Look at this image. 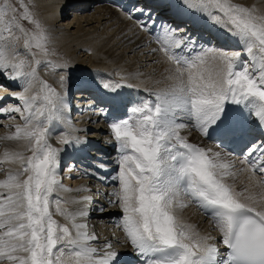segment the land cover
I'll return each instance as SVG.
<instances>
[{
  "label": "snow or ice",
  "instance_id": "1",
  "mask_svg": "<svg viewBox=\"0 0 264 264\" xmlns=\"http://www.w3.org/2000/svg\"><path fill=\"white\" fill-rule=\"evenodd\" d=\"M184 7L234 38L239 48L232 55L222 50L215 57L221 65L207 74L201 68L203 56L193 59L180 54L192 43L190 38L170 35L163 47L153 49L174 66L169 69L174 83L167 90L150 93L154 99L132 106L130 115L110 124L120 158L113 177L119 187L109 194L116 197L109 202L122 213V229L139 264H264V208L249 203L252 197H243L226 183L227 170L233 165L219 162L221 152L213 153L180 135L186 122L194 120L202 135L231 144L243 139L249 116L264 131V15L232 0H199V7L191 3ZM19 8L23 12L18 15ZM20 19L36 24L23 0L19 7L13 3L0 6V23L4 24L0 49L7 52H0V75L11 68L14 74L5 78L22 89L12 93L17 106H0V115L19 114L23 125H16L8 139L26 140L32 153L29 157L13 154L11 159L20 168L0 181V264H122V254L112 250L111 244L102 249V258H95L98 250L90 242L98 237L86 231V223L61 225L53 218V205L56 213L72 221L76 214L60 207V150L47 142L50 129L34 120L36 97L29 98L27 87L19 83L22 77H35L36 70L25 73V61L17 60L15 30L25 35L24 48L29 51L31 40L43 49L40 41L44 39L43 34L27 38L29 30L18 23ZM180 31L179 25L169 27V33ZM45 100L52 110H63V97L54 91ZM241 155L253 177L257 172L264 174V138L248 143ZM257 183L264 184V180ZM181 195L210 215L223 249L209 243L216 237L190 232L177 218L174 206ZM90 201L85 196L78 203ZM77 214L88 215L83 209Z\"/></svg>",
  "mask_w": 264,
  "mask_h": 264
},
{
  "label": "bare ground",
  "instance_id": "2",
  "mask_svg": "<svg viewBox=\"0 0 264 264\" xmlns=\"http://www.w3.org/2000/svg\"><path fill=\"white\" fill-rule=\"evenodd\" d=\"M146 1H161L164 4L153 9L155 12L152 19L137 16L126 6L127 0H23L32 11L36 24L40 26L39 33L47 36L48 49L43 46L47 50V53L44 52L46 57L37 58L40 53L35 52L33 47L30 51L19 48L20 55L17 60L27 54L31 63L34 61L36 63L38 60L50 66L48 65L49 69L40 70L37 64L35 66L31 64L30 71H23L29 73L35 68V77H22L19 83L27 87L25 94L29 98L36 97L33 107L34 120L50 129L47 142L51 147L60 150L58 168L66 159L69 160L66 161V169L63 167L58 171L57 179L61 181H59L61 189L58 190V195L61 200L60 207L76 214L75 221L56 213L55 205L50 210L53 212V218L61 225L71 226L73 222L86 223V231L98 237V241L90 242L91 246L98 250L94 254L96 259L103 257L102 249L106 244H111L114 251L125 253L121 257L133 256L134 250L122 229L121 211L109 202L116 199L109 194L118 189V182L107 188L97 185L93 179L87 177L89 175L84 174L86 164L93 161L100 167L103 165L102 178L105 180L115 177L120 156L114 153L115 141L110 131V124L126 118L130 108L137 106L135 102L141 100L140 95L143 94L145 102L149 100L150 93L167 90L174 83L169 79V69L174 66L170 65L160 51L154 52L153 49L163 47L170 35L183 37L186 41L189 37L179 32L169 33V27L175 29L177 25H163L159 21L162 15H166L165 12H171L167 7L170 4L174 5L173 11L185 19L188 18L187 25L184 21L180 25L181 30L189 28L193 36L200 33L201 36L210 35L206 40L200 39L190 43L189 47L180 53L183 56L190 55L193 59L197 55L203 56L205 64L201 68L206 74L221 65L215 57L220 55L222 50L228 49L227 55H232L233 50L239 48L234 38L218 27L205 23L199 16L192 15L184 7L189 3L199 7L197 0H138V7ZM232 2L252 9L257 15H264V0H232ZM195 20L196 25H194ZM20 23L24 29L29 30L27 38L31 40L34 36L31 32L33 24L26 20ZM141 24H146L147 27L141 28ZM203 25L207 27V31ZM173 51L179 52V49ZM0 52L7 55L4 49H0ZM246 59L252 60V57L248 56ZM12 74L14 73L11 68L5 70V75ZM5 75H0V98H3L0 100V106L13 108L19 102L13 98L12 93L20 92L22 89L17 87L14 81L5 78ZM62 76L63 83H61ZM87 81H91V84L96 86L98 91H94V94L97 98H102L103 94L107 93L105 90H117L112 91L115 104H112L111 112L103 117L98 108L88 106L92 100L84 99V95L90 93V90H86L90 84ZM45 84L48 88H45ZM105 84L110 88H104ZM49 89L63 97L62 111L52 110L45 100V96L53 95ZM76 89L81 90L80 93L75 94L76 98L83 94L80 100H75L77 103L74 101L75 106L79 105L78 108H82V111L74 116L76 122L71 123L66 114V103L70 99L67 92ZM45 102L49 105L48 109H45ZM43 109L45 115L41 119L39 116H42L40 112ZM75 114H78V111ZM73 124L79 129L77 130ZM16 125H23L18 113L0 115V181L20 168L19 162L11 159L13 154L19 153L24 157L32 155L26 140L8 139L15 132ZM261 132L264 134L256 123L249 129L251 138H258ZM180 135L205 149H210L213 153L221 152L219 162L233 165L227 170L226 183L236 192L242 193L243 197H252L249 203L255 202L258 208H264V184L257 183L261 178L258 174L253 177L247 171L248 167L241 169L240 157L243 150L230 154L219 149L215 142L208 141V137L202 135L194 120L180 130ZM63 139L70 142L65 144L62 142ZM95 145L98 149H94ZM75 151H80L79 163L73 162ZM5 153L8 155L6 156ZM88 154H92L93 158L87 157ZM107 173L109 175H106ZM103 189L107 190L103 192ZM55 196L56 194L54 198ZM85 196L91 197V201L78 203ZM98 207H103L104 210L99 211ZM80 209L87 211L88 215L80 217L77 214ZM174 212L190 232L198 233L202 237H216L217 240H210L209 243H217V246L221 245L220 248L223 249V245L218 243L220 232L215 224L201 214L186 196L181 195L176 199ZM68 264L74 262L68 261Z\"/></svg>",
  "mask_w": 264,
  "mask_h": 264
},
{
  "label": "rangeland",
  "instance_id": "3",
  "mask_svg": "<svg viewBox=\"0 0 264 264\" xmlns=\"http://www.w3.org/2000/svg\"><path fill=\"white\" fill-rule=\"evenodd\" d=\"M14 2L15 3V5L18 7L19 6V4H20V1L19 0H0V6H3L5 3H9V2ZM198 2H199V0H197ZM11 2V3H12ZM24 3V2H23ZM25 4V3H24ZM26 5V4H25ZM27 6V5H26ZM28 7V6H27ZM28 9H29V7H28ZM213 11H214V9H212ZM23 12V9L22 8H19V13H18V15L19 14H21ZM29 12L31 13L32 11L29 9ZM32 14V13H31ZM9 15H11V13H9ZM59 19H62V17L60 18L59 17ZM20 21H22L23 23H24V20H22V19H20V20H18V23L21 25V23H20ZM33 24V23H32ZM31 25V24H30ZM32 26V25H31ZM3 28H4V24L3 23H0V31H2L3 30ZM41 31V30H40ZM39 31V28H37L36 27V24H33V27L31 28V32H32V34L35 36V37H37V38H39L40 36H41V34L39 33L40 32ZM15 34H16V36L18 37V40L16 41V44H17V48L19 49H22V48H24V43H23V41H24V39L26 38L25 37V35L23 34V33H21V32H19L18 30H15ZM4 35L5 36H7V33H4ZM43 36H44V39L43 40H41L40 41V43L42 44V46H45L46 47V44H48L46 41H47V36H45V34H43ZM33 37V36H32ZM36 41L35 40H31V47H33V50H35V52H37V53H40V54H38V56H36L37 58H40V57H46V54H44V51L42 50V48H37L36 46ZM47 48V47H46ZM19 49V50H20ZM44 49V48H43ZM48 49V48H47ZM28 50V49H27ZM42 50V51H41ZM29 51V50H28ZM20 52V51H19ZM42 52H43V54H42ZM33 55V54H32ZM23 57V58H22ZM26 57V58H25ZM20 59H23L24 61H25V66H24V68H23V70L24 71H30V68H31V64L33 65V66H35V61L33 62V63H31V60H30V57L26 54V56H21L20 57ZM27 62V63H26ZM49 66H50V64H48ZM48 65L46 64V63H42L41 61H40V64L38 65L39 66V68H40V70H46V69H49V67H48ZM52 71V70H51ZM47 72V71H46ZM54 72V71H53ZM58 72V71H57ZM60 72V71H59ZM55 74H56V72H54ZM67 75H69V74H67ZM81 92V90H79V89H76V90H72V91H68L67 92V95H68V97H72L73 95H77V93H80ZM51 93H53V91H51ZM76 95L74 96V99H76ZM75 100H73V102H74ZM44 106H45V109L47 108H49V105L45 102V104H44ZM47 106V107H46ZM41 114L40 115H42V116H39V118H43L44 117V115H45V112H44V109H43V111H41L40 112ZM75 118V117H74ZM68 159H66L63 163H61V165L62 164H65V162L67 161ZM64 171V170H63ZM60 181V180H59ZM61 182V181H60Z\"/></svg>",
  "mask_w": 264,
  "mask_h": 264
}]
</instances>
